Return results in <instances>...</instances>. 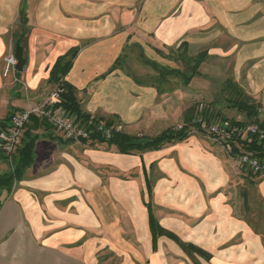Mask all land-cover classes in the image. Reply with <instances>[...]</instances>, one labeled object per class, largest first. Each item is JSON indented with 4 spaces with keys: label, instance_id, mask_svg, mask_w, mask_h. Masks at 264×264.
<instances>
[{
    "label": "crops",
    "instance_id": "obj_1",
    "mask_svg": "<svg viewBox=\"0 0 264 264\" xmlns=\"http://www.w3.org/2000/svg\"><path fill=\"white\" fill-rule=\"evenodd\" d=\"M181 45L186 56L207 52L188 85L161 92L128 69L135 52L143 65L141 56L179 67ZM18 49L24 69L5 76ZM75 49L65 81L85 111L129 134L156 136L191 107L214 110L206 102L228 78L264 106V0H0V126L46 99L54 64ZM31 124L19 147L37 135L35 161L2 198L0 264H264V174L212 137L127 154ZM248 134L234 147L250 152Z\"/></svg>",
    "mask_w": 264,
    "mask_h": 264
},
{
    "label": "trees",
    "instance_id": "obj_2",
    "mask_svg": "<svg viewBox=\"0 0 264 264\" xmlns=\"http://www.w3.org/2000/svg\"><path fill=\"white\" fill-rule=\"evenodd\" d=\"M130 51L131 50H127V52ZM172 53L174 54V50ZM185 54L184 48L181 45L179 53L176 56H172L173 59L179 63V67L175 68L158 64L157 62L141 56L142 63L152 69L154 74L149 80L142 79L139 80V83L155 86L161 92L171 91L179 85L190 84L194 77L200 74L199 69L207 58V52H201L192 56H186ZM76 55L77 50L75 49L61 56L51 70V81L55 84H61L63 89L61 101L56 108L61 107L83 119L93 118L98 121L104 120L110 125L120 122L116 117L97 118L84 110L77 97L76 88L65 81V77L71 70ZM126 62V56L123 55L116 61L113 69L123 67ZM209 105H217V110L215 109L214 114L222 117V119L230 121L233 125L248 126L253 124L264 131V117H262L260 112L262 104L233 78H228L222 83V86ZM13 114L14 112H11L8 119H10ZM195 115L196 111L194 107L189 108L183 121L186 126L180 130L176 127H172L156 136H138L129 134L126 131H115L110 139H104L99 134H93L90 141L92 143L106 144L109 147L115 146L119 152L127 154L158 149L165 143L183 140L191 134L188 125ZM236 115L242 117V119H238ZM30 122L32 123V128L48 123L44 117L39 115H33ZM30 122L28 124H30ZM28 132L29 131H27V135L23 139L24 144L17 149V153L14 155V169L6 173L0 172V208L2 206L3 196L12 190L15 182L22 178L24 170L35 161L34 153L38 136ZM84 141L87 142L88 140ZM241 143H243L245 150L264 159V137L261 138L257 133H249L248 137L242 140ZM239 152L242 151L234 147V153ZM1 161L8 162V156L2 150H0V163Z\"/></svg>",
    "mask_w": 264,
    "mask_h": 264
},
{
    "label": "built area",
    "instance_id": "obj_3",
    "mask_svg": "<svg viewBox=\"0 0 264 264\" xmlns=\"http://www.w3.org/2000/svg\"><path fill=\"white\" fill-rule=\"evenodd\" d=\"M5 75L15 69L17 58L15 55H10L6 58ZM62 86L56 83L50 92L46 101L41 104L33 105L28 109H23L14 113L9 119L6 126L0 128V148L7 153L11 159L15 150L19 146L22 138V132L25 126L29 123L32 114L41 115L46 118L53 126L59 129L64 137L72 140H89L93 134H99L104 139L112 138L115 131H123L122 124H107L102 120L83 119L75 114H72L65 109L56 106L61 101ZM264 111V106H261L260 112ZM212 116L207 118L204 113L197 114L189 123L188 128L190 133H199L212 137L217 143H220L228 154L240 166L250 169L255 174H264V159L259 158L251 152L234 153V140L244 134H259L264 137L262 131L257 125L238 126L231 122L215 115L214 110H210ZM186 126L184 123L176 126L178 130Z\"/></svg>",
    "mask_w": 264,
    "mask_h": 264
},
{
    "label": "rangeland",
    "instance_id": "obj_4",
    "mask_svg": "<svg viewBox=\"0 0 264 264\" xmlns=\"http://www.w3.org/2000/svg\"><path fill=\"white\" fill-rule=\"evenodd\" d=\"M18 60V59H17ZM18 63V62H17ZM5 65H6V61H5ZM6 67V66H5ZM15 69H16V67H15ZM14 69V70H15ZM128 69L131 71V73H133V74H135L136 76H138L139 78H141V79H146V80H149L150 79V77L151 76H153V74H154V71L152 70V69H150V68H148L147 66H145V65H143V64H141L140 62H139V60H138V52H135L134 53V55H132V57L129 59V61H128ZM17 70V69H16ZM5 71V70H4ZM11 71H13L12 69H11ZM11 72H9V74H10ZM8 74V75H9ZM8 75H5V76H8ZM221 82V81H220ZM55 85V84H54ZM222 86V82L219 84V86H218V89L220 88ZM54 87V86H53ZM53 89V88H52ZM52 91V90H51ZM217 94V91L215 92V94H213V99H214V97H215V95ZM49 95H50V93L48 94V96L46 97V99L44 100V101H46L47 100V98L49 97ZM213 99L211 100V101H207V100H205V102L206 103H208V104H210V102H212L213 101ZM44 101H42V102H39V103H31V104H29L25 109H28V108H30L31 106H33V105H37V104H41V103H43ZM204 102V103H205ZM216 110H217V105L215 106V105H212ZM215 109H214V111H215ZM197 114H202V113H204V115H206V116H209V117H211L212 116V114H211V112L210 111H208V110H206V112L204 111V110H197V112H196ZM33 115H37V114H32V116ZM39 116H41V115H39ZM237 116V115H236ZM238 117V119H242V117H239V116H237ZM81 118V117H80ZM220 118H222V117H220ZM46 119V118H45ZM31 120V119H30ZM47 120V119H46ZM225 120V119H224ZM48 121V120H47ZM102 121H104V120H102ZM228 121V120H227ZM30 122V121H29ZM49 122V121H48ZM230 122V121H229ZM8 123H9V121H8ZM7 123V124H8ZM50 123V122H49ZM184 122H180V123H178L176 126H178V125H180V124H183ZM51 124V123H50ZM117 124H122V126H123V131H125L124 130V125H123V123H121V122H117ZM52 125V124H51ZM3 126H6V125H3ZM3 126H0V128H2ZM53 126V125H52ZM175 126V127H176ZM26 127H27V125L25 126V128H24V130H23V132H22V135L25 133V130H26ZM55 127V126H54ZM56 128V127H55ZM57 129V128H56ZM63 136H64V134L59 130V129H57ZM138 136H143V133H139L138 134ZM66 138V137H65ZM68 140H72V139H68ZM73 141H77V142H80V143H82V142H85L84 140H82V141H80V140H73ZM87 142H89V140L87 141ZM21 143V142H20ZM19 146H20V144H19ZM18 146V147H19ZM18 147H17V149H18ZM17 149L15 150V153L13 154V156H12V158L10 159L9 158V156L7 155V153H5L1 148H0V150H2L7 156H8V162H7V164L11 167V171L14 169V165H15V161H14V155L17 153ZM237 165H239L238 163H237ZM16 183L17 182H15V185H16Z\"/></svg>",
    "mask_w": 264,
    "mask_h": 264
},
{
    "label": "water",
    "instance_id": "obj_5",
    "mask_svg": "<svg viewBox=\"0 0 264 264\" xmlns=\"http://www.w3.org/2000/svg\"><path fill=\"white\" fill-rule=\"evenodd\" d=\"M16 58L18 59V63H17V65H16V69H17L18 71H23L24 66H25V64H26V60H25V58L23 57V51H22V49H18V50H17Z\"/></svg>",
    "mask_w": 264,
    "mask_h": 264
}]
</instances>
